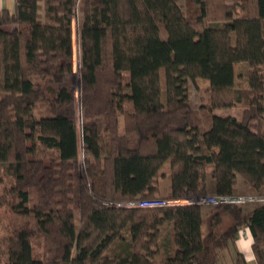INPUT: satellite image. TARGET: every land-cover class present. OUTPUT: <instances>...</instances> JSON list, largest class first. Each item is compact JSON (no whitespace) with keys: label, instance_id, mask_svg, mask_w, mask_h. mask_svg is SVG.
<instances>
[{"label":"trees","instance_id":"obj_1","mask_svg":"<svg viewBox=\"0 0 264 264\" xmlns=\"http://www.w3.org/2000/svg\"><path fill=\"white\" fill-rule=\"evenodd\" d=\"M185 1L15 0L1 10L0 264H217L242 228L264 264V202L115 205L158 196L165 163L171 200L237 194L238 175L241 192L264 196V0ZM197 79L208 99L194 106ZM236 106L240 117L215 113ZM233 264L248 263L236 252Z\"/></svg>","mask_w":264,"mask_h":264},{"label":"rangeland","instance_id":"obj_2","mask_svg":"<svg viewBox=\"0 0 264 264\" xmlns=\"http://www.w3.org/2000/svg\"><path fill=\"white\" fill-rule=\"evenodd\" d=\"M178 2L182 5V6H186L185 4V0H178ZM78 21H79V12L76 10L75 15L73 17L72 20V30H73V69H74V93H75V97H76V103H77V98H78V90H77V80L79 78V45H78V38H77V26H78ZM5 28H9L11 26H4ZM264 33V30H263ZM246 65L244 63H237L234 65V74H235V79H234V84L236 87L241 88V87H245L246 86ZM189 87H190V99L191 102L194 106H197L203 102H205L208 99V95L206 93V91H204V87L206 86L207 82L203 79H197L196 81H192L189 80ZM162 99H165V91H164V84H163V79H162ZM76 121H77V133H78V140L80 143V121H81V113H80V106L77 103L76 104ZM243 112V108L242 107H230V108H221V109H216L215 113L221 116H227V115H242ZM79 159L80 161H82V153H81V149L79 148ZM82 163V162H81ZM212 169H213V165L209 164L205 167V175L207 177V181L213 182L212 179ZM238 180H242L241 176H237L236 182H238ZM208 183V185H209ZM245 186L246 183H245ZM237 194H247V193H243V192H238ZM155 197H161V196H155ZM29 206H33L36 203L37 197H36V193L34 190L30 191V195H29ZM164 198V197H162ZM167 199V198H166ZM251 204H245V207H250ZM1 214L7 218L8 213L7 211H3V209L1 210ZM10 217V216H9ZM13 220L15 223L20 224L21 222L24 221L23 218L19 217V216H13ZM9 219H4L2 221V229L0 231V243H1V250L2 252H4V248L6 246V238L8 236V230H9ZM2 258H4V256L2 255ZM220 260V259H219Z\"/></svg>","mask_w":264,"mask_h":264},{"label":"crops","instance_id":"obj_3","mask_svg":"<svg viewBox=\"0 0 264 264\" xmlns=\"http://www.w3.org/2000/svg\"><path fill=\"white\" fill-rule=\"evenodd\" d=\"M15 8V0H0V12L2 9H8L9 11H13ZM240 63V62H238ZM237 64V63H235ZM234 64V65H235ZM216 111V110H215ZM237 117H240V115H234ZM120 126L122 125V118H120ZM168 167L169 164L165 163L164 164V168H162V172H165L164 176H160L158 178V196L167 198V194L170 190V183H171V179L168 175ZM206 167V166H205ZM204 167V169H205ZM236 188L238 189L239 192H241L242 190H247L248 186H245V183L243 180H238V182H236ZM169 199V198H167ZM171 200V199H169ZM175 202L173 204H178V203H187L188 201L185 199H179V200H174ZM206 208V206H205ZM203 229L206 230L207 229V224L203 225ZM217 228H215L214 231H216ZM247 234L245 235H237L236 238L234 239V241L228 245V247H226L219 259L217 264H233V260L235 258V254L236 252H240L246 262L248 264H254L255 263V256L254 253L252 251V236L250 233V230L247 229ZM170 225L169 224H165L162 228V238H167V243H168V238L170 236ZM164 244V250L165 249H170L169 244L165 246Z\"/></svg>","mask_w":264,"mask_h":264},{"label":"built area","instance_id":"obj_4","mask_svg":"<svg viewBox=\"0 0 264 264\" xmlns=\"http://www.w3.org/2000/svg\"><path fill=\"white\" fill-rule=\"evenodd\" d=\"M174 200H169L162 197H152V198H143L136 199L131 201H123L115 203L116 206L123 207H141V208H152L160 207L165 205L173 204ZM195 202L206 204V205H216L220 203H232V204H248V203H257L264 202V196L247 193V194H232V195H223V194H208L195 198ZM247 228H242L238 231L239 235L247 234Z\"/></svg>","mask_w":264,"mask_h":264},{"label":"water","instance_id":"obj_5","mask_svg":"<svg viewBox=\"0 0 264 264\" xmlns=\"http://www.w3.org/2000/svg\"><path fill=\"white\" fill-rule=\"evenodd\" d=\"M186 200H187L188 202H194V201H195V198H193V197H189V198H186Z\"/></svg>","mask_w":264,"mask_h":264}]
</instances>
